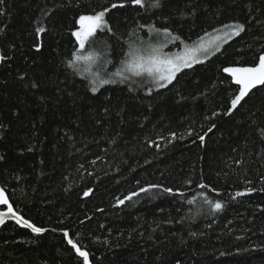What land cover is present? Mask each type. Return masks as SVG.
<instances>
[{
    "label": "trees",
    "instance_id": "1",
    "mask_svg": "<svg viewBox=\"0 0 264 264\" xmlns=\"http://www.w3.org/2000/svg\"><path fill=\"white\" fill-rule=\"evenodd\" d=\"M115 2L0 3V182L47 229L6 219L0 264H83L69 238L90 264H264V86L228 115L239 88L223 73L264 52V0H146L110 12L112 31L91 39L99 49H80L78 16ZM236 23L245 31L151 94L143 79L114 75L150 25L180 48ZM149 185L160 187L140 192Z\"/></svg>",
    "mask_w": 264,
    "mask_h": 264
},
{
    "label": "snow or ice",
    "instance_id": "2",
    "mask_svg": "<svg viewBox=\"0 0 264 264\" xmlns=\"http://www.w3.org/2000/svg\"><path fill=\"white\" fill-rule=\"evenodd\" d=\"M165 0H151L149 7L154 9H162L164 6ZM2 3V0H0ZM146 0H117L115 3H111L108 7H100L97 9H92L90 12L85 14H80L76 21L78 27L73 31L72 35L76 38V41L79 44L80 49L85 47V44L89 42L90 39L94 38L98 31L103 32L107 30L112 31V26L108 22L109 13L118 8H127V7H140L144 8ZM141 28L145 27L144 25L140 26ZM150 31L156 36H164L166 38L170 37L173 40L179 39L178 36H172V33L169 28H156L155 25L148 26ZM225 28H232V31L226 33V36H239L242 32L245 31V25L241 23H236L234 25H224ZM37 33H44L46 29L41 26L36 29ZM37 49L41 47L40 44H37ZM164 45L161 44L159 47H154L151 44L143 45L138 48H132L126 54V59L122 62V68L118 70L114 75L120 79L121 82L133 80L134 77H147L151 83L156 88H164L168 84H171L173 81L177 80V74L185 68L192 67L193 63H198V53H203L207 57V48L204 44L195 46L192 48H186L183 54H169L163 51ZM219 48V45H217ZM80 56H77V59H80ZM89 59L91 56L88 57ZM5 57L0 55V61H3ZM73 61H69V65H73ZM223 72L229 73L232 77L234 83L239 86L238 93L230 101V111L237 108L245 101L246 97H249V94L256 89L257 86H264V54L259 56L258 62L254 65H234L223 68ZM115 79L101 80L100 85L116 83ZM91 91L96 93L99 91V87L96 85V81H92ZM35 86V85H34ZM148 93L151 94L153 87L147 89ZM213 115H216L215 113ZM3 125H0L2 128ZM215 125L212 126L214 128ZM212 129L210 128L209 131ZM264 134V130H261ZM192 131H189L188 135H192ZM174 138L176 133L171 134ZM183 139V136H181ZM198 139L203 142L205 137L199 136ZM31 150V149H30ZM0 159H3L0 156ZM160 187L159 185H149V188H141L140 192H146L151 188ZM201 188H207L208 185L201 184ZM91 189L84 193L85 196L89 195ZM164 192L172 193V188L163 189ZM179 192V189L176 190ZM215 191V189H213ZM247 192H252L253 189L249 188ZM245 193L237 192L236 196L244 195ZM138 195V193H132V195L125 197L126 200H131L132 196ZM183 195V193H180ZM203 195V194H201ZM205 202L208 203L211 208L215 211L222 210L224 204L220 200L213 202L212 200L207 199L205 196ZM192 201H189L191 203ZM118 203L123 204L124 200H119ZM0 205L6 206V211H0V224L4 223L5 217L12 216L16 219L17 223L24 225L25 227L32 230L34 233H43L47 229L43 227H38L36 224L32 223L30 220L25 219L18 211L13 208V205L9 202V198L6 194L4 187H0ZM67 236L68 233L65 232ZM67 243L72 246L74 251L83 259V264H90L89 261V252L82 250V248L71 238L68 239Z\"/></svg>",
    "mask_w": 264,
    "mask_h": 264
},
{
    "label": "rangeland",
    "instance_id": "3",
    "mask_svg": "<svg viewBox=\"0 0 264 264\" xmlns=\"http://www.w3.org/2000/svg\"><path fill=\"white\" fill-rule=\"evenodd\" d=\"M231 31H232V28H224L217 32L208 34L207 36L203 37L201 40H199L198 42L194 44L183 45L180 48H177L176 46L177 40H173L170 37L166 38L162 35L156 36L150 31L147 36L143 37L141 40L135 43V45H133L131 49L138 48V47H141L147 44H151L154 47H159L161 44H163L164 45L163 51L165 53L175 55V54H183L186 48H192L195 46H199L200 44H204L205 47L207 48V57H205L203 53H198L197 54L198 60H199L198 63H200L212 57L215 53H217L222 48L224 44H226L228 41H230L232 38L235 37V36L225 35L226 33H229ZM90 43H91V39L89 40L88 43L85 44V47L92 48V46L94 45ZM217 45H219V48H217ZM94 49L97 51L99 49V46L96 44L94 46ZM100 60H101L100 58L99 59L96 58V63L98 64ZM195 64L197 63H193V65ZM121 68H122V65L121 67L117 68V71L120 70ZM137 78L143 79L148 85H150V87H153V89H159V88H156L147 77H137Z\"/></svg>",
    "mask_w": 264,
    "mask_h": 264
},
{
    "label": "water",
    "instance_id": "4",
    "mask_svg": "<svg viewBox=\"0 0 264 264\" xmlns=\"http://www.w3.org/2000/svg\"><path fill=\"white\" fill-rule=\"evenodd\" d=\"M262 54H264V52H263ZM228 67H229V66H228ZM223 73H224L225 75H227V76L232 80V83H233L234 85H236V84L234 83V81H233V79H232V77L230 76L229 73H225V72H223ZM236 86L239 88L238 85H236ZM259 87H262V86H259V85H258L257 88H259ZM257 88H256V89H257ZM254 90H255V89H253V91H254ZM253 91H252V92H253ZM246 98H247V97H246ZM246 98H245V99H246ZM239 106H240V105H239ZM239 106H237V108H238ZM237 108H236V109H237ZM236 109L230 111V108H229L228 115L233 114V113L235 112ZM0 187H3L2 184H1V182H0ZM4 189H5V188H4ZM5 191H6V190H5ZM6 194H7V196H8L7 191H6ZM8 198H9V196H8ZM9 202H10V199H9ZM4 208H6L5 205H0V211H3ZM5 211H6V210H5ZM9 218H13V217H12V216L5 217L4 222H5L6 219H9ZM0 225H2V224H0Z\"/></svg>",
    "mask_w": 264,
    "mask_h": 264
}]
</instances>
